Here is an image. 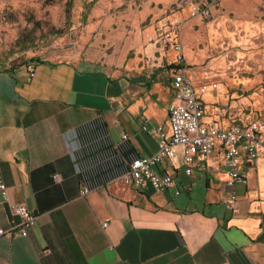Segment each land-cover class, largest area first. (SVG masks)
<instances>
[{"label": "crops", "instance_id": "obj_1", "mask_svg": "<svg viewBox=\"0 0 264 264\" xmlns=\"http://www.w3.org/2000/svg\"><path fill=\"white\" fill-rule=\"evenodd\" d=\"M194 1L121 0L117 17L93 12L83 55L0 69V181L36 214L26 236L0 235V264H264L260 162L243 165L246 181L229 187L220 157L186 174L178 148L154 170L171 173L179 194L121 181L133 159L156 151L157 128L169 131L176 51L161 34ZM181 25L191 77L218 79L211 98L201 96L205 121L253 118L251 88L264 86V0H221L209 21ZM188 25L191 41L182 38ZM19 222L0 197V229Z\"/></svg>", "mask_w": 264, "mask_h": 264}, {"label": "built area", "instance_id": "obj_2", "mask_svg": "<svg viewBox=\"0 0 264 264\" xmlns=\"http://www.w3.org/2000/svg\"><path fill=\"white\" fill-rule=\"evenodd\" d=\"M219 0H196L191 3L190 18H199L207 21L212 17V8ZM181 28L176 22L170 24L168 30L162 34L164 45L176 51L174 64L171 67L173 74L172 88L175 101L168 107L169 131L157 128L160 140L156 151L147 156L133 159L128 170L121 176V181L135 189L152 187L162 192L174 189L175 194L180 193L176 188V180L169 172H156L154 166L165 161H174L178 148L182 149V161L185 173L191 174L192 168L199 162H205L212 155L220 157L225 173L226 185L232 187L235 183L246 181V175L241 167L248 163L260 162L264 165V110L257 117L245 120H234L224 125L216 121H205L206 106L202 95L215 90L218 83L215 81L195 82L189 74L185 62ZM32 75V64L27 67ZM143 126V129H146ZM123 139L127 135L123 134ZM56 177V175H55ZM89 189L83 187L80 194L83 196ZM0 197L7 202L10 211L20 217L18 225L7 230L0 229V235L8 237L26 236L29 228L35 223L36 214L24 203L11 201L8 186L0 181ZM237 200L236 194L229 192L225 202L234 209ZM103 222L102 226H106Z\"/></svg>", "mask_w": 264, "mask_h": 264}, {"label": "rangeland", "instance_id": "obj_3", "mask_svg": "<svg viewBox=\"0 0 264 264\" xmlns=\"http://www.w3.org/2000/svg\"><path fill=\"white\" fill-rule=\"evenodd\" d=\"M95 11L117 17L121 13V0H0V69H9L46 58L61 59L74 52L83 55L88 36L87 25ZM187 18L190 19V16L172 20L167 25V29L163 30L167 31L173 22L182 26ZM200 21L204 23L209 20ZM193 36L192 28L188 25L182 32V38L184 37L185 40L189 38L191 41ZM183 41L182 45H184ZM185 46L184 57L190 61L185 53ZM193 49L195 56L199 58H202L206 52V47L203 45L200 48L197 43ZM189 51L191 47L187 49V52ZM237 51L244 52V50ZM244 59L241 53L234 60L236 61L234 69L239 77H241L240 69L246 68ZM194 80L195 82L218 81L202 76L194 77ZM220 82L225 85L227 80ZM241 86L233 87L232 90ZM261 87L263 91L262 84H256L251 88L258 94L251 100L255 104L253 109L257 111L254 117L264 110V95L260 91ZM204 98L211 97L205 94Z\"/></svg>", "mask_w": 264, "mask_h": 264}, {"label": "trees", "instance_id": "obj_4", "mask_svg": "<svg viewBox=\"0 0 264 264\" xmlns=\"http://www.w3.org/2000/svg\"><path fill=\"white\" fill-rule=\"evenodd\" d=\"M220 3H221V0H219V1L216 3V5H215L214 7H218V6H220ZM214 7L212 8V14H213ZM38 61H39V60H38ZM19 66H21V65H18V66H16V67H19ZM16 67H11L10 69H14V68H16Z\"/></svg>", "mask_w": 264, "mask_h": 264}]
</instances>
